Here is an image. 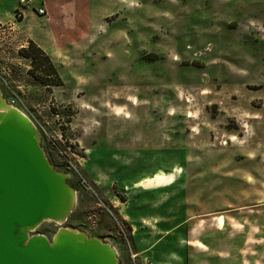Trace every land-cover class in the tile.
Instances as JSON below:
<instances>
[{"label":"rangeland","instance_id":"obj_1","mask_svg":"<svg viewBox=\"0 0 264 264\" xmlns=\"http://www.w3.org/2000/svg\"><path fill=\"white\" fill-rule=\"evenodd\" d=\"M55 1L72 46L0 25L1 96L76 192L31 233L100 237L119 264H264V0Z\"/></svg>","mask_w":264,"mask_h":264},{"label":"water","instance_id":"obj_2","mask_svg":"<svg viewBox=\"0 0 264 264\" xmlns=\"http://www.w3.org/2000/svg\"><path fill=\"white\" fill-rule=\"evenodd\" d=\"M67 175L53 168L33 122L0 93V264H119L100 237L61 227L32 234L44 220H67L75 205Z\"/></svg>","mask_w":264,"mask_h":264},{"label":"crops","instance_id":"obj_3","mask_svg":"<svg viewBox=\"0 0 264 264\" xmlns=\"http://www.w3.org/2000/svg\"><path fill=\"white\" fill-rule=\"evenodd\" d=\"M5 1L8 5L5 3ZM17 4V0H0V25L11 26L8 28H11L12 30L18 27L22 29L23 27L24 31H30L33 34L29 37L30 40L37 44V46L43 51L45 49H49V47H52L53 42L57 45L60 44L72 46L75 44L74 42L76 39L72 38L71 35H68L69 33L66 30V27L68 26L62 24L63 21L61 19V15H58V2L55 0H35L33 6L29 9H26L19 19L15 17ZM39 7L44 8L45 14H37L36 10ZM28 10L35 18H40V20H43L44 23H47L46 27L40 28L38 26L34 28L28 25L25 22ZM52 23L56 26H52ZM78 37L79 41L81 37L83 38L82 40H84L86 37L85 31H81Z\"/></svg>","mask_w":264,"mask_h":264},{"label":"trees","instance_id":"obj_4","mask_svg":"<svg viewBox=\"0 0 264 264\" xmlns=\"http://www.w3.org/2000/svg\"><path fill=\"white\" fill-rule=\"evenodd\" d=\"M28 47L31 48V50H32L36 55H39V56H45L44 53H43V50H42L40 47H38L37 45H35V44L33 43V41H29V46H28ZM25 56L28 57V55H25ZM48 65H49V72H50V75H49V76H48V75L46 76V75L41 74V77H40L39 79H40V80H43V82H45V80H47L46 78L50 77L51 75H52V76L55 75L56 78L59 79L58 74L56 73L54 66H53L50 62H48ZM51 84H53V85H58L57 82H52V81H51ZM46 85H48V84L46 83Z\"/></svg>","mask_w":264,"mask_h":264},{"label":"built area","instance_id":"obj_5","mask_svg":"<svg viewBox=\"0 0 264 264\" xmlns=\"http://www.w3.org/2000/svg\"><path fill=\"white\" fill-rule=\"evenodd\" d=\"M18 1V8L15 11V14L18 16H22L23 12L30 8L31 5L34 4L35 0H17ZM37 14H45V10L43 7H39L37 10ZM12 107H15L14 105H11ZM17 108V107H16Z\"/></svg>","mask_w":264,"mask_h":264}]
</instances>
